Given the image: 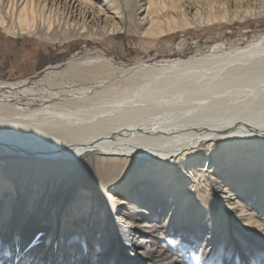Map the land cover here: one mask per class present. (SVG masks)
I'll list each match as a JSON object with an SVG mask.
<instances>
[{
    "label": "bare ground",
    "instance_id": "6f19581e",
    "mask_svg": "<svg viewBox=\"0 0 264 264\" xmlns=\"http://www.w3.org/2000/svg\"><path fill=\"white\" fill-rule=\"evenodd\" d=\"M229 1L0 0V27L107 38L133 24L156 39L241 16L242 5L231 13ZM250 5L242 15L264 11ZM113 61L103 51L67 61L90 82L69 89L40 87L54 71L32 85L30 78L0 84V198L8 205L0 221L12 220L17 195L35 219H61L66 229L72 217L93 219L99 209L100 240L82 250L64 235L48 264L64 254L68 264H264V34L228 50L140 62L119 70L120 79ZM34 101L41 106L32 108ZM80 160L107 204L82 184L68 202L55 200L35 178L37 166L63 173ZM17 163L30 165V174H17ZM201 188L210 204L197 200ZM20 224L23 242L7 246L13 264H37L45 241Z\"/></svg>",
    "mask_w": 264,
    "mask_h": 264
},
{
    "label": "rangeland",
    "instance_id": "374dc122",
    "mask_svg": "<svg viewBox=\"0 0 264 264\" xmlns=\"http://www.w3.org/2000/svg\"><path fill=\"white\" fill-rule=\"evenodd\" d=\"M246 4H251L252 8L264 9V0H251L249 3L244 2V4L239 3L238 0H231L228 2V8L233 13V10L239 9L238 5H242L240 6V13L244 14L246 13L244 11ZM242 14L232 21L224 20L216 21L212 24L195 25L156 39L142 37L133 24L125 26V29L118 30L107 36V38L103 36L89 38L78 33L64 36L63 32L58 29L55 32H50L49 35L44 31L42 34H13L0 27V84L7 81L30 78L28 85H32L35 79H46V74L54 71L55 73H52L48 80H44L40 87L58 90L62 87L69 89L70 87L82 86L84 83L88 85L90 82H88L89 79L86 80L87 75L81 76L78 72H70L65 63L87 56L97 57L101 51L114 57L115 61L112 63L116 71L114 76L120 79L121 73L119 70L134 66L140 62L154 63L163 58H187L192 55L212 52L216 49L220 51L228 50L232 46L245 45L264 34V11L259 14H248L246 16ZM94 61L99 64L97 58ZM104 73L108 75V72ZM114 81L116 82L118 79L115 78ZM5 90H8V88H4L2 91ZM1 98L2 96L0 95ZM29 99L30 97L24 96L19 100L9 101V103L19 105V103L27 102ZM31 106L32 108L40 107V101H34ZM12 166L17 174H30V165L17 163ZM37 167L35 178L43 179L41 187L45 185L44 190L49 187L53 189V194L56 196L55 200L63 197L64 202L65 200L68 202L80 189L78 185L82 184L83 188L91 191V195L94 200L97 199V203L103 204L107 202L103 192L99 189L92 170L85 160L76 162L74 167L66 168L63 173H61V170H59V173L53 169L46 170L41 166ZM122 173L123 170L121 175ZM47 180L51 185H47ZM32 189L36 190L35 188ZM48 193H51V191ZM203 197H205V200ZM211 197L209 190L201 188L198 192L197 200L201 203L210 204ZM27 203L26 196H15L14 204L9 206L11 207L9 209L12 210V220L9 222L0 221V228L4 230L5 238L1 244L3 249L0 248V264L14 263L7 246L11 243L23 242V233L20 230L22 227L20 223L22 222L24 223L25 231L34 235L40 234V237L45 241L43 247L49 255L44 254L43 260L41 261L40 259L37 264H48L50 255L57 252L60 242H64V235L68 239L65 244L71 248L79 247L85 250L89 249L90 240H100L99 237L105 234V226L102 225L103 217L99 209L94 211L96 213L93 219L91 217L87 218L86 214L72 217L71 220L74 226L66 229L63 227V223L60 222L61 219L56 224H50L47 220H44V222L40 220L41 218L35 219L31 213H28ZM6 206L8 205L0 198V220L2 216H5ZM47 207H49L48 202L43 206V212L47 211ZM216 207L220 208L217 204ZM53 208L52 206L51 210ZM1 222L4 223L2 224ZM48 224L51 228H47L45 232L40 231L39 228L41 226ZM89 227H92V233ZM64 230L66 231L62 232ZM68 235H70V238H68ZM68 246L66 250H69ZM112 255L115 258L117 253L113 252ZM6 259L9 263L4 262ZM54 262V264H68L69 260L66 259L64 254L63 256H56ZM129 264L133 263L130 262Z\"/></svg>",
    "mask_w": 264,
    "mask_h": 264
}]
</instances>
